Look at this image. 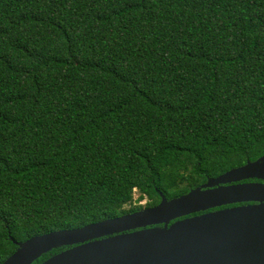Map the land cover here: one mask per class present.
<instances>
[{"label":"trees","instance_id":"trees-1","mask_svg":"<svg viewBox=\"0 0 264 264\" xmlns=\"http://www.w3.org/2000/svg\"><path fill=\"white\" fill-rule=\"evenodd\" d=\"M262 156L264 0H0V264Z\"/></svg>","mask_w":264,"mask_h":264},{"label":"water","instance_id":"water-1","mask_svg":"<svg viewBox=\"0 0 264 264\" xmlns=\"http://www.w3.org/2000/svg\"><path fill=\"white\" fill-rule=\"evenodd\" d=\"M264 156L156 206L14 242L2 264H264Z\"/></svg>","mask_w":264,"mask_h":264},{"label":"flooded vegetation","instance_id":"flooded-vegetation-1","mask_svg":"<svg viewBox=\"0 0 264 264\" xmlns=\"http://www.w3.org/2000/svg\"><path fill=\"white\" fill-rule=\"evenodd\" d=\"M241 183H264L262 180H257V179H248L246 181H243Z\"/></svg>","mask_w":264,"mask_h":264},{"label":"rangeland","instance_id":"rangeland-1","mask_svg":"<svg viewBox=\"0 0 264 264\" xmlns=\"http://www.w3.org/2000/svg\"><path fill=\"white\" fill-rule=\"evenodd\" d=\"M136 198H137V194L134 195V199H136ZM145 203H146V202H145V200H144V201H142V202L140 203V205L145 206Z\"/></svg>","mask_w":264,"mask_h":264}]
</instances>
